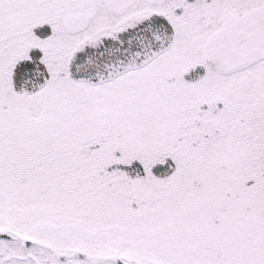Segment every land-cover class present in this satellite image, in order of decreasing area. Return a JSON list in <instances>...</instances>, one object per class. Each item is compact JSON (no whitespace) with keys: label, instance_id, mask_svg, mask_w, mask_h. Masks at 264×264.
Segmentation results:
<instances>
[{"label":"snow or ice","instance_id":"6c2138e0","mask_svg":"<svg viewBox=\"0 0 264 264\" xmlns=\"http://www.w3.org/2000/svg\"><path fill=\"white\" fill-rule=\"evenodd\" d=\"M0 264H264V0H0Z\"/></svg>","mask_w":264,"mask_h":264}]
</instances>
